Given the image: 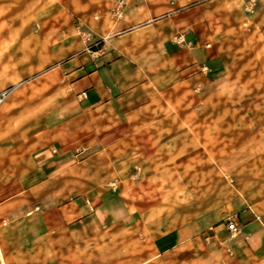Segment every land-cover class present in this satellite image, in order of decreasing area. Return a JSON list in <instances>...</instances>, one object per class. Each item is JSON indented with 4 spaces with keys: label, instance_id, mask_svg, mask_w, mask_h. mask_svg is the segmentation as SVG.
I'll list each match as a JSON object with an SVG mask.
<instances>
[{
    "label": "crops",
    "instance_id": "1",
    "mask_svg": "<svg viewBox=\"0 0 264 264\" xmlns=\"http://www.w3.org/2000/svg\"><path fill=\"white\" fill-rule=\"evenodd\" d=\"M117 2L59 0V12L47 2L38 25L53 43L41 56L53 82L40 114L12 131L13 162L0 168V264H264V221L250 206L165 228L164 147L144 104L149 89L229 70L244 9L126 0L115 18Z\"/></svg>",
    "mask_w": 264,
    "mask_h": 264
},
{
    "label": "rangeland",
    "instance_id": "2",
    "mask_svg": "<svg viewBox=\"0 0 264 264\" xmlns=\"http://www.w3.org/2000/svg\"><path fill=\"white\" fill-rule=\"evenodd\" d=\"M48 1L0 0V93L8 95L0 106V168L6 171L15 153L12 131L40 114L53 82V65L41 58L53 43L38 25L48 16ZM238 1L245 19L230 69L194 84L149 89L144 99L164 147L158 181L165 228L189 225L211 210L236 213L239 206L264 221V0ZM123 14L113 11L115 18ZM86 43L104 44L92 34ZM11 253L4 250L5 260Z\"/></svg>",
    "mask_w": 264,
    "mask_h": 264
},
{
    "label": "built area",
    "instance_id": "3",
    "mask_svg": "<svg viewBox=\"0 0 264 264\" xmlns=\"http://www.w3.org/2000/svg\"><path fill=\"white\" fill-rule=\"evenodd\" d=\"M123 8H124V0H120L118 3V6L116 7L115 13L117 16L121 17L123 14ZM90 37V34H88V38ZM7 92L0 93V106L5 102L7 99ZM228 229L231 232H237L238 227L236 226V223L232 220L228 221Z\"/></svg>",
    "mask_w": 264,
    "mask_h": 264
}]
</instances>
